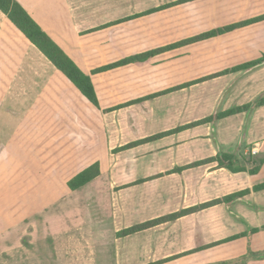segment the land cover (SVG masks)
Returning <instances> with one entry per match:
<instances>
[{"label":"crops","instance_id":"obj_1","mask_svg":"<svg viewBox=\"0 0 264 264\" xmlns=\"http://www.w3.org/2000/svg\"><path fill=\"white\" fill-rule=\"evenodd\" d=\"M15 1L86 74L132 55L174 45L172 49L162 52L147 63L130 64L92 75L99 109L91 105L63 74L51 65L56 77L58 73L62 75L61 84L64 85V90L71 92L67 96V103L63 104L59 123L68 125L67 132H70L68 135L71 143H75L70 149L85 151L83 153L96 150L98 154L97 158L93 155L95 161L81 171L97 164L99 176L76 191H70L67 187L71 178L65 184L66 191L76 195L90 186H95L96 190L101 188V192L113 193L115 189L121 187L119 194L127 196L124 203L128 206L131 222L133 221L124 227L125 230L249 190V194L229 204L211 206L127 237L132 241L133 238L145 239L140 245L144 254L140 253L141 249H131V252L144 255V259H137L144 260L145 263L142 264L174 257L178 258L163 264H264V259L250 258L249 254V251L255 253L264 251V231L191 252L234 235L249 234L251 229L264 225V205H259L258 201L264 191L257 193L252 191L255 185L264 183V164L258 174L253 176L248 172L231 173L225 168H220L216 161L194 165L213 159L219 153H225L234 156L238 154L239 157L237 155L235 158L243 166L249 167L241 157L247 155L248 148L264 140V106L251 107L248 111L211 123L198 125L195 123L229 109L252 104L264 96V61L246 71L219 76L189 88H181L185 80H180L185 75V62L191 59V55L194 67L190 69L189 74L193 77L189 80L262 59L264 21L212 39L190 45H178L186 39L212 29L261 16L264 14V7L258 6L257 0H194L185 4H176L180 0H173L160 5H150L144 9H138L139 3L134 2L132 5L133 3L128 0ZM167 5L172 6L151 13L152 10ZM186 10L193 11L186 14ZM158 16L166 19L173 16L177 22V30L169 31L168 24L162 25L160 29L163 32L169 31L166 32L167 35L179 36L180 39L149 47L138 42L136 36L139 28L144 27L141 34L147 32L148 35L149 31H153L155 27L153 23L157 21L155 18ZM144 22L147 24L142 25ZM187 22L193 23L192 33L186 34ZM202 23L208 24L202 27ZM148 29L149 31H146ZM2 45L9 49L8 52L13 50L12 54L19 52V56L34 52V46L0 12V47ZM102 50L108 57L101 59ZM171 52H176L181 57L175 62H163L156 68L153 67L155 60L160 57L164 59L163 56ZM106 58L109 61L104 62ZM170 66L171 69L175 66L178 73L182 72L177 82L173 83L177 76L170 82ZM118 73L121 74L115 76V82L121 90L123 86L136 87L126 91L131 92L130 97L122 98L120 95V100L115 103L107 101L103 105L101 79ZM242 76L245 77L241 79ZM234 82H237L236 85L227 90ZM35 84L38 85L36 82ZM105 85H108V81ZM201 87L204 91L196 92ZM175 88L177 89L171 92L128 105L133 100ZM192 92L194 97L185 99ZM103 98L107 100L109 97ZM201 103L206 106L203 108ZM53 118L56 123L55 116ZM180 127L182 129L176 133L120 150L130 143ZM262 148L264 149V145L259 148V153L264 151ZM114 150L119 151L109 157L107 153ZM177 168L181 171L175 172ZM33 187L36 192H40L36 189L37 185ZM56 194L55 188L49 190V196ZM37 195L43 197L42 194ZM249 200L255 205L248 204ZM249 209H252L253 213L245 211ZM249 213L253 216L250 217ZM5 215L6 217L2 216V220L6 227L0 229L2 257L8 255L6 251L9 250L10 241L3 240L9 234L7 231L10 214ZM118 218L120 219L116 213L114 223L107 220L110 218L101 219V225H108L106 224L108 221L109 227L115 228L120 224ZM120 227L119 225L117 228ZM149 235H152V238ZM22 244L25 246L24 242Z\"/></svg>","mask_w":264,"mask_h":264},{"label":"rangeland","instance_id":"obj_2","mask_svg":"<svg viewBox=\"0 0 264 264\" xmlns=\"http://www.w3.org/2000/svg\"><path fill=\"white\" fill-rule=\"evenodd\" d=\"M128 1L133 3L132 5L137 2L139 3L137 8L144 9L150 5H160L173 0ZM256 4L264 7V0H257ZM192 11L186 10V14H191ZM155 19L157 21L153 23L155 26L153 31L146 30L149 31L148 35L147 32L141 34L144 27L139 28L136 36L138 42H142L143 45L147 44L149 47L180 39L179 36L167 35L172 29L177 30V22L173 16L168 19L158 16ZM144 24L147 23H142ZM164 24L170 25L167 33L160 29ZM207 24L202 23V27ZM185 27L186 34L194 31L193 23L187 22ZM173 46H167V51ZM8 51L9 49L4 45L0 47V229L6 227L2 216L6 217L5 214L9 213V231H7L9 234L3 240L5 242L9 239L10 241L8 242L9 250L6 251L8 255L4 257L0 255V264L145 263L144 260H137L144 259V255H141L144 254V250L142 251L140 245L145 242V239L133 238L132 241L127 236H119L125 226L133 223L128 206L124 203L127 196L119 194L121 187L115 189L113 193L111 191L101 192L100 186L99 190H96L95 186H90L76 195L66 191V182L95 161L94 156L97 158L98 154L96 150H89L86 154L83 153L85 151L70 149L71 145L75 146V143H71L68 135L70 132H67L68 125L59 124L63 104L71 93L64 90V85L61 84L62 75L60 73L57 77L54 75L55 70L49 61L35 47L33 53L28 52L25 56H19L17 51L16 54H12L13 50ZM105 57L108 55L102 50L101 59ZM163 57L165 58L160 57L155 60L154 68L163 62H175L181 56L176 52H171ZM192 57L185 62V75L181 79L178 76L182 72L178 73L175 66H172V69L170 66V82L177 76L173 83L178 79H184L185 84L182 87L188 85L184 88H189L218 78H209L216 75L214 73L196 80H189L193 77L189 74L190 69L194 67ZM106 61H109L108 58L104 60ZM120 74L105 76L101 79L103 105L107 101L115 103L120 100V95L122 98L131 96V92L126 93V91H131L136 87L134 85L123 86L121 90L115 82V76ZM243 77L245 76L241 79ZM106 81H108L107 86ZM236 83H232L227 90H230ZM202 89L201 87L196 92L202 93L204 91ZM104 96L109 98L104 100ZM193 97L192 92L185 99ZM220 101L221 98L218 104ZM85 103L90 105L88 102ZM201 105L203 108L206 106L204 103ZM53 116H55L56 123ZM225 131L227 132L226 129ZM258 144L261 145L258 146ZM263 145L264 140L255 143L254 147L259 149ZM252 147L247 149L245 157L250 155ZM118 151H110L107 155L111 157ZM252 157L256 159L264 157V151ZM33 185H37L36 189L40 192H36ZM52 188L57 190L56 196L48 195ZM37 194H42L43 197L40 198ZM260 198L258 201L262 206L264 205V192ZM248 204L255 205L253 201ZM245 211L253 213L252 209ZM116 213L120 217L118 218L120 224L115 228L109 227L108 221L112 220L114 223ZM249 215L253 216L250 213ZM105 218H110L106 221L108 225L102 226L101 219ZM119 225L121 227L117 228ZM115 231L119 232L115 233ZM149 237L152 238V235ZM116 239L120 240L115 241ZM21 242H24L25 246ZM133 248L141 249L139 250L141 254L131 252Z\"/></svg>","mask_w":264,"mask_h":264},{"label":"trees","instance_id":"obj_3","mask_svg":"<svg viewBox=\"0 0 264 264\" xmlns=\"http://www.w3.org/2000/svg\"><path fill=\"white\" fill-rule=\"evenodd\" d=\"M191 1H194V0H180L176 4H185V3H188ZM171 6L172 5H167L165 7L154 9L151 11V13L157 12V11L164 9V8H169ZM0 12L13 24V26L18 31H20L24 35V37L51 63V65L57 71H59L61 74H63V76L69 81V83L77 91H79V93L91 105H93L94 107H96L98 109H99V103H98V98H97V95H96V92H95V89H94V86L92 83V78H91L92 75L97 74V73H102V72H105L108 70H112V69H115L118 67L127 66L130 64L147 63L148 61H150L155 56L161 54L162 52H165L168 48V47H165V48H160V49L152 50L149 52H145L142 54L132 55V56L126 57V58H124V59H122L116 63L98 68V69L92 71L91 74H86L81 69H79L75 65V63L53 42V40L39 28V26L27 14V12L22 8V6L19 3H17L15 0H0ZM262 21H264V14L261 16L252 18V19H246V20L240 21L238 23H234V24L226 25L224 27H218V28L212 29L208 32H204V33H202L198 36H195L193 38L186 39V40L178 43V45H190V44H193L196 42L212 39V38H215V37L227 34V33H231L233 31L239 30V29L244 28L246 26H249V25H252L255 23H259ZM263 61H264V57L258 61H254V62L238 65V66L232 67L230 69H226L220 73H217L216 75L210 76L209 78H214V77H219V76H224V75H228V74H234V73L246 71L250 68H253L254 66H257L258 64H260ZM185 86H188V85H184V87ZM184 87H181V88H184ZM176 89L177 88L169 89V90L164 91L162 93H157V94L146 96V97L141 98V99H136V100L129 102L128 105L140 103L144 100L154 98L156 96L171 92V91L176 90ZM261 106H264V96L255 100V102H253L252 104H248V105H244V106H240V107H235V108L229 109L227 111L218 113L215 116L207 117L201 121L196 122L195 125L211 123L214 120H220L223 118H227V117L234 116V115L240 114L242 112L248 111L251 107H261ZM192 125H190V126H192ZM181 129H182V127L174 129V130L166 132V133L158 134V135L143 139V140L135 142V143H130L124 147H121L120 150L129 149V148L135 147L137 145L144 144V143L159 139V138L164 137L166 135L176 133V132L180 131ZM241 158L247 165H249V167L243 166L242 163L238 159H236L234 155L225 154V153H219L213 159L198 162V163H195L194 165H201V164L216 161V162H218V166L220 168H225V169L229 170L231 173L248 172L250 175L253 176V175L258 174L262 165L264 164V157L263 158H257V159L256 158L253 159L250 156L247 159L245 157H241ZM180 171H181V169L177 168L175 172H180ZM99 174H100L99 165H97V164L91 165L88 168H86L85 170L78 173L76 176H74L67 183V187L70 191H76V190L84 187L85 185H87L91 181H93L95 178H97L99 176ZM252 191L255 193L264 191V183L255 185L253 187ZM249 192H250L249 190H246V191L234 193V194L228 195L226 197H223L221 199L214 200L212 202L201 204V205L192 207L190 209L181 210L177 213L161 217L159 219H155V220L144 222V223L139 224V225H135V226L130 227L128 229L122 230L119 233V236H121V237L130 236V235H133V234L154 228L158 225H161V224H164L167 222L175 221L181 217L196 213L198 211L209 208L211 206H215V205L223 204V203L229 204L233 201H236L238 198H242L243 196L249 194ZM261 231H264V225L259 227V228L251 229L249 231V234L243 233V234H239V235H234L232 237L226 238L224 240L218 241L216 243L210 244L206 247H202L200 249H197V250L191 251V252H198V251H201V250H204L207 248H211V247H214V246H217L220 244H224L227 242L237 240V239L242 238V237H247L248 235L257 234ZM249 254H250V258L264 259V251L257 252V253L249 251ZM182 256H184V255H182ZM175 258H178V257L158 261V262L151 263V264H163V263L168 262L170 260H174ZM245 260H247V259L245 258Z\"/></svg>","mask_w":264,"mask_h":264},{"label":"built area","instance_id":"obj_4","mask_svg":"<svg viewBox=\"0 0 264 264\" xmlns=\"http://www.w3.org/2000/svg\"><path fill=\"white\" fill-rule=\"evenodd\" d=\"M258 153H259V149L255 148V147L250 150V155H252V156H254Z\"/></svg>","mask_w":264,"mask_h":264}]
</instances>
